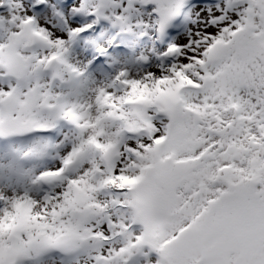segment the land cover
Masks as SVG:
<instances>
[{
  "label": "snow or ice",
  "instance_id": "6c2138e0",
  "mask_svg": "<svg viewBox=\"0 0 264 264\" xmlns=\"http://www.w3.org/2000/svg\"><path fill=\"white\" fill-rule=\"evenodd\" d=\"M0 264H264V0H0Z\"/></svg>",
  "mask_w": 264,
  "mask_h": 264
}]
</instances>
